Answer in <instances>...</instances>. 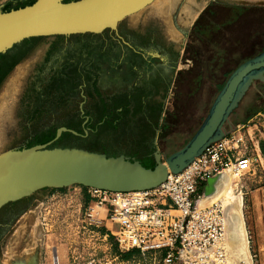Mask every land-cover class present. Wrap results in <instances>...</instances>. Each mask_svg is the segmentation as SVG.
<instances>
[{
  "label": "rangeland",
  "instance_id": "obj_1",
  "mask_svg": "<svg viewBox=\"0 0 264 264\" xmlns=\"http://www.w3.org/2000/svg\"><path fill=\"white\" fill-rule=\"evenodd\" d=\"M34 1L0 0V8ZM190 5L191 0H154L116 29L33 37L1 54L0 154L47 143L61 127L86 136L65 131L52 146L125 155L148 166L155 165L157 148L165 162L182 150L231 73L264 51V11L212 4L201 16L202 29L186 38L179 17ZM238 129L244 136L238 157L248 161L240 176L222 172L231 180L227 201L241 199L250 263L264 264V79L250 87L222 136ZM208 185L207 180L200 187L197 200ZM77 189L44 188L0 208V264H56L57 255L58 264H137L140 257L120 255L110 222L87 224L90 198L75 195ZM212 204L224 206H200ZM95 211L106 215L105 208ZM224 241L228 264H249L230 251L226 236Z\"/></svg>",
  "mask_w": 264,
  "mask_h": 264
},
{
  "label": "water",
  "instance_id": "obj_2",
  "mask_svg": "<svg viewBox=\"0 0 264 264\" xmlns=\"http://www.w3.org/2000/svg\"><path fill=\"white\" fill-rule=\"evenodd\" d=\"M153 1L35 0L8 11L0 8V55L33 37L116 29L119 21ZM263 79L264 51L231 73L202 124L182 150L165 162L161 151L156 149L153 167L125 155L111 156L76 146H52L65 131L79 134L67 127L59 128L48 143L5 151L0 154V208L44 188L72 185L110 191L155 188L166 181L170 172H180L212 142L223 137V128L231 114L250 87Z\"/></svg>",
  "mask_w": 264,
  "mask_h": 264
},
{
  "label": "built area",
  "instance_id": "obj_3",
  "mask_svg": "<svg viewBox=\"0 0 264 264\" xmlns=\"http://www.w3.org/2000/svg\"><path fill=\"white\" fill-rule=\"evenodd\" d=\"M243 141L240 129L215 140L155 188L110 191L79 185L90 198L87 224L99 228L110 222L120 255L140 257L137 264H228L225 211L219 204L200 206L197 196L210 177L225 170L242 175L248 161L238 157ZM95 208H105V217Z\"/></svg>",
  "mask_w": 264,
  "mask_h": 264
},
{
  "label": "bare ground",
  "instance_id": "obj_4",
  "mask_svg": "<svg viewBox=\"0 0 264 264\" xmlns=\"http://www.w3.org/2000/svg\"><path fill=\"white\" fill-rule=\"evenodd\" d=\"M230 187V175L227 173H220L211 179L205 197H200L198 203L200 205H203L208 201H222V204L224 203L223 205L225 206V218L227 224L226 242L228 243V246L231 249L230 251L235 256H243L247 258V262L251 264L250 257L248 254L247 243L245 241V228L240 216L241 199L235 198L232 199V201H227V195L232 193ZM228 255L229 254L227 253V257ZM57 256L54 258V262L56 264H58Z\"/></svg>",
  "mask_w": 264,
  "mask_h": 264
},
{
  "label": "crops",
  "instance_id": "obj_5",
  "mask_svg": "<svg viewBox=\"0 0 264 264\" xmlns=\"http://www.w3.org/2000/svg\"><path fill=\"white\" fill-rule=\"evenodd\" d=\"M212 4H215L216 6L230 7L232 10L239 12L258 13L264 11V0H191V5L183 9L179 17V28L183 34H186V38L193 36L194 32L202 29L203 19H201V16ZM182 48L184 50L187 48V42ZM184 55L185 54L182 51V58H184ZM184 61L190 60L189 58H184ZM83 190L84 189L79 188L74 194L77 195L81 192L87 196L86 191Z\"/></svg>",
  "mask_w": 264,
  "mask_h": 264
},
{
  "label": "flooded vegetation",
  "instance_id": "obj_6",
  "mask_svg": "<svg viewBox=\"0 0 264 264\" xmlns=\"http://www.w3.org/2000/svg\"><path fill=\"white\" fill-rule=\"evenodd\" d=\"M134 53H136V54H138V55H141V56H143V59H144V61L145 62H151V60L150 59H148V58H146V57H144L145 55H144V53L143 52H141V51H139V50H137L136 48L134 49ZM151 64V63H150ZM151 69V68H150ZM152 74H154L153 73V70L151 69V71H150ZM144 77V76H143ZM163 78H165L166 80L168 79V77H169V74H164L163 76H162ZM156 80V79H155ZM69 129H71V128H69ZM79 134L78 135H76V137H85L86 135L85 134H82L81 132H79V131H77ZM63 136H61L59 139H61ZM58 139V140H59ZM53 140V139H52ZM51 141V140H50ZM48 143V142H47ZM55 143V142H54ZM42 144H45V143H42ZM53 145V144H52ZM30 147V146H29ZM62 147H65V146H62ZM143 165H145V166H147V167H151V166H148V165H146L142 160H139Z\"/></svg>",
  "mask_w": 264,
  "mask_h": 264
},
{
  "label": "trees",
  "instance_id": "obj_7",
  "mask_svg": "<svg viewBox=\"0 0 264 264\" xmlns=\"http://www.w3.org/2000/svg\"><path fill=\"white\" fill-rule=\"evenodd\" d=\"M33 2H31L30 4H32ZM28 5V4H27ZM6 11V10H5ZM181 73V72H180ZM225 84V83H224ZM224 84L220 87V89H222V87L224 86ZM153 167V166H151ZM89 200V199H88ZM129 254H126L125 256H128Z\"/></svg>",
  "mask_w": 264,
  "mask_h": 264
}]
</instances>
